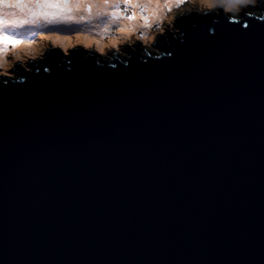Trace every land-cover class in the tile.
Wrapping results in <instances>:
<instances>
[{"label":"water","instance_id":"1","mask_svg":"<svg viewBox=\"0 0 264 264\" xmlns=\"http://www.w3.org/2000/svg\"><path fill=\"white\" fill-rule=\"evenodd\" d=\"M256 2L0 74V264H264Z\"/></svg>","mask_w":264,"mask_h":264},{"label":"rangeland","instance_id":"2","mask_svg":"<svg viewBox=\"0 0 264 264\" xmlns=\"http://www.w3.org/2000/svg\"><path fill=\"white\" fill-rule=\"evenodd\" d=\"M136 1V8L132 5V0L130 2H125V0L116 2L115 6H112L109 10V14L114 16V22H111L116 23L109 25L105 20L98 22L103 28H99L100 36L84 32L83 30H75L76 23L71 17V11L53 19L50 16L33 15L28 8L16 6V0H13L15 7L23 9V12L30 13L33 17H37V19L29 21V23L26 21L24 23H15L11 22L7 15L11 0H7L6 3H0V36L7 35L11 39L20 42L14 46L0 43V74L19 79L17 76L22 72L16 69L18 63L22 62L28 68L33 69V66H35L32 62L33 59L39 61L38 57H46L49 50L53 48H59L63 53H71L75 50V46L81 45L91 50L99 60H101L99 55L101 54L113 63L112 54L119 52L128 55L129 52L123 46L137 41L140 46L145 47L151 54H158V47L152 44L155 37L160 33H164L166 29L177 30L173 21L190 10L205 13L204 9L217 11L218 9L215 6H220L228 16H231V14L241 16L243 9L246 12H255L258 15H262L259 3L256 0H211L212 3L210 4L207 3L208 0H160V2L163 1L161 10L151 11L154 16L151 14L147 15L149 9L146 0ZM75 2L76 0H73V4ZM80 5L87 9L88 5L91 4L84 2ZM169 8L171 11H168ZM101 12V10H97L96 14ZM86 14L89 17L93 15L88 11ZM130 16L139 19L142 25L137 31L126 34L124 23L133 20L128 19ZM87 20L88 18L82 19V21ZM55 37L61 38V41L65 42L68 40V44H65V46L59 43V41L54 39ZM84 37H90L94 41L88 43ZM27 45L37 47L33 51L22 49L23 46Z\"/></svg>","mask_w":264,"mask_h":264},{"label":"bare ground","instance_id":"3","mask_svg":"<svg viewBox=\"0 0 264 264\" xmlns=\"http://www.w3.org/2000/svg\"><path fill=\"white\" fill-rule=\"evenodd\" d=\"M119 0H108V3L105 4L104 0H90V1H86L88 3L91 4L92 7V11L91 13L93 15H91V17H89L85 9V7H83L82 5L79 6V8L74 7L71 11V17L74 21V23H76V29L78 31H84L96 36H100L99 33V28H102L101 25H99V23L102 20L107 21V23H109V25L115 24L112 23L111 21L114 22L112 15L109 14V10L111 9V7L113 5H115L116 2H118ZM147 5H148V16L151 14V11H155L157 9L161 10L162 7V2H160V0H146ZM208 4L212 3L211 0L207 1ZM11 6L9 7V12H8V18L10 19L11 22H15V23H24L25 21L27 23H29V21H33L35 19H37V17H33L30 13H26L23 12V9L15 7L13 5V0H11ZM136 4L137 1L136 0H132V5L136 8ZM97 10H101V13H97ZM96 14V15H95ZM105 16V18H103ZM154 16V15H153ZM24 18V19H23ZM83 18H88L87 21H82ZM30 19V20H29ZM99 22V23H98ZM125 22V21H123ZM98 23V24H97ZM122 24V23H121ZM142 25V22L135 18L133 20H129V22H125L124 23V27L126 34H131L134 31H137L140 26ZM107 26V24H106ZM103 29V28H102ZM20 33V32H19ZM86 39V41L88 43H92L94 41V39L90 38V37H84ZM54 39H56V41H59V43L65 45L68 44V40L65 41H61V38L55 37ZM66 46V45H65ZM37 46H32V45H27V46H23L22 49L28 50V51H33L36 49Z\"/></svg>","mask_w":264,"mask_h":264},{"label":"snow or ice","instance_id":"4","mask_svg":"<svg viewBox=\"0 0 264 264\" xmlns=\"http://www.w3.org/2000/svg\"><path fill=\"white\" fill-rule=\"evenodd\" d=\"M6 2L7 0H0V3ZM84 2H86V0H76L75 4H73V0H16V6L28 8V10L33 15H39L44 17L50 16L53 19H56L60 16H63L66 12L72 11L73 7L79 8L80 4ZM125 2H130V0H125ZM104 3L107 4L108 0H104ZM86 10L88 12H91V5H88ZM168 11H171V9L169 8ZM128 19H135V17L130 16L128 17ZM0 43L11 44L14 46L20 42L11 39L7 35H4L0 36ZM168 54L172 55V53ZM45 71H48V69H45Z\"/></svg>","mask_w":264,"mask_h":264},{"label":"trees","instance_id":"5","mask_svg":"<svg viewBox=\"0 0 264 264\" xmlns=\"http://www.w3.org/2000/svg\"><path fill=\"white\" fill-rule=\"evenodd\" d=\"M252 14H253V13H252ZM252 14H251V15H252ZM96 58H97V57H96ZM97 59H98V58H97Z\"/></svg>","mask_w":264,"mask_h":264}]
</instances>
